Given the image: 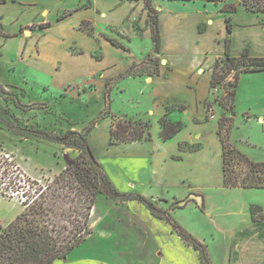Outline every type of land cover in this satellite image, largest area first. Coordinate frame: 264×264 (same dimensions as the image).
<instances>
[{
  "label": "rangeland",
  "instance_id": "374dc122",
  "mask_svg": "<svg viewBox=\"0 0 264 264\" xmlns=\"http://www.w3.org/2000/svg\"><path fill=\"white\" fill-rule=\"evenodd\" d=\"M143 1L144 9L141 16L140 8H138L134 14L128 17L126 10L130 3H127L116 14L110 15L111 18H108L111 22L122 24L120 27L107 26L103 31L95 27L94 37L97 41L86 33L74 29L73 24L79 19V16L73 14L67 21V36H69L66 38L67 46H64V42L54 44L51 40H43L40 42V46L38 43L36 45V50L40 47L42 53L40 57L33 54V57H29V53L35 50L30 39L34 37V31L48 29L42 28L46 24L45 21H41L39 17H31L28 21H22V15L28 11L19 12L10 22L7 20L9 19L7 14L0 17V83L4 88L3 92H0V223H7L11 213L23 206L22 202L25 200L21 193L22 189L20 188L17 193L11 180L17 177L18 184L25 186V190H28L30 185L28 181L31 177L30 173H27L22 167L23 165H20L16 155L33 175L41 174V181L37 178L35 180L45 185L50 183L80 153L77 148L48 140L39 132H48L57 137H64L75 131L81 133L91 126L88 140L94 147V151L92 147L91 149L95 157L100 158V163L103 165L113 157L124 159L127 162L125 175L123 172L117 175L115 168L108 166L110 170L107 174L116 188L122 193L134 195H141L144 191V185L134 186L129 183L130 170L134 169L130 168L132 156H130L129 150L121 147L119 152L112 155L106 149L110 138L108 122L111 117L115 121L118 119L116 114L120 116L136 115L138 112L152 107L154 103L153 97L148 96L152 92L150 90H153L152 86L145 85V80L140 77L133 78L131 75L123 77L124 72L141 59L133 65V72L152 73L159 64L161 74L153 77H168L171 74V67L168 66V57L163 49V44L162 52L156 54L150 34L151 28L144 29V25H142L145 23L144 16L147 12L146 0ZM229 1L238 6L237 11L231 14L238 12L234 19V21H238L240 18L238 15L247 8L244 0H224L218 5L222 6ZM253 2L255 5L258 3L255 0ZM70 3L72 0H67V4ZM152 3L161 17L160 31L165 40V48L174 54L178 49H182L181 51L185 53L175 58V62L181 69L176 81L183 86L186 81L183 73L184 68L196 66L200 59V53L205 48H209L211 52L224 48V42L222 44L219 39L223 38L226 33L225 25H227L228 14L216 13V10L213 9L214 2L207 0H152ZM206 3L208 6H203ZM85 5L89 6L90 4L86 3ZM160 5L166 8L162 13ZM210 16L213 23L208 29L209 34L203 39H199L197 23L200 19L205 20ZM252 16L257 19L256 16ZM252 16H243L242 18H251ZM60 26L65 27L64 25ZM206 27L205 23L199 25V29L202 31H205ZM58 28L60 27L58 26ZM251 30L255 32L253 28ZM238 33L239 30L234 32L237 39L234 41V50L239 53L243 52L241 48L243 43L249 48H254L257 43L261 44V41H257L260 38L251 36L252 33L249 29L241 32L243 40L239 39ZM18 36L29 41L26 50H22L23 40ZM101 36L115 38L128 49L114 46L112 43L101 44ZM82 52L84 54H76ZM73 53L77 56L72 55ZM211 54L215 55L216 53L212 52ZM214 55H210V57ZM102 56H104L102 60L97 59L98 61H96V57ZM58 66H61L60 70L56 68ZM121 72L123 74L120 75ZM234 73L232 71L227 74L222 87L214 89L206 103L204 102L205 108L207 105L210 106L209 110L206 108L204 119L215 120L214 123L208 124L210 128L214 129L220 120L229 124V120L226 121L224 118L231 116L230 112L222 108L215 98H222L227 95L225 91L232 90L229 82L234 81ZM111 74L119 75V77L106 84ZM118 80H121L120 87L115 85L112 88V84ZM60 91V95L57 94ZM107 93H110V97ZM63 94H69L67 100H64ZM73 102L78 104H72ZM176 105V108H179L180 105ZM211 111L214 114H209ZM257 114L264 115V71L245 72L241 75L235 100V117L229 132L230 141L251 160L264 162V122ZM98 118L99 121H97ZM119 118L121 119V117ZM125 118L128 117L122 119ZM98 123L99 126H97ZM74 127H83V129L79 131ZM152 130L156 131L155 126ZM70 140L72 144L79 142L75 135H72ZM60 145H62V149ZM196 147L199 146L195 145L192 149L196 150ZM11 162L19 166L22 174L15 171ZM232 164L234 169L232 176L237 182V187L223 184L221 158L209 163H201V165L180 163L178 170L174 167L175 165L168 167L167 173L172 180L178 179L181 174L188 179L185 183L180 182L176 187L169 186L164 189L163 197L166 199L162 204H158L165 207L172 199L175 200L176 196L181 199V196L176 194L178 191L183 192L185 196L189 195L191 191L195 190L188 187L194 180V183L200 186L201 190L198 192L202 191L207 195L210 210L214 211V215L220 223L227 224L228 217L224 216V212L227 211L252 208L256 218L264 217V188L249 189L239 186L244 179L247 180L249 176H252L250 166L237 159L232 161L229 167ZM134 179L141 180V178ZM151 192L155 193L157 189L153 188ZM99 198L96 203L98 208L94 210L91 217L93 233L86 242L68 255L70 257L68 264H96L97 261H102L105 264H123L120 256L124 257V250L117 242L116 234L115 237H112L111 234L114 235V231L104 232L108 230L104 229L106 226L104 224L102 226L101 220L103 215L107 214L104 217V223L118 226L121 231L124 230L125 224L132 225V220L130 219L131 222H129V217L120 210L124 207L120 205L125 201L105 195H101ZM110 199L113 202H109ZM147 199L158 206L152 199L148 197ZM132 200H137L146 206L138 199ZM129 201L131 200L127 202ZM195 207L198 208L195 205L192 209L195 210ZM192 209L176 210L174 218L181 225L189 227L193 234L197 227L208 226V220L204 215L202 216L200 209H198L199 211L195 210L197 214L192 212ZM233 219L236 218L233 217Z\"/></svg>",
  "mask_w": 264,
  "mask_h": 264
},
{
  "label": "crops",
  "instance_id": "0c3cea01",
  "mask_svg": "<svg viewBox=\"0 0 264 264\" xmlns=\"http://www.w3.org/2000/svg\"><path fill=\"white\" fill-rule=\"evenodd\" d=\"M86 3H89L90 5L87 6L85 5ZM127 3H130V6H128V9L126 10L128 17L134 14L138 8H140L141 16L144 9L143 0H72V3L70 4H67V0H6V2L0 3V17L7 14V18L9 16V19L7 20L10 22V20L17 16L19 12L28 11V14L24 13L25 15H22V21H28L31 17H39L41 21H45L46 24L50 23V26L42 27L48 29L34 31V37L30 39L33 42L32 44L34 45L35 50L32 51L33 53H29V57H33V55L40 57L42 53L40 47L36 50V45L38 43V46H40V42L43 40H51L54 44L64 42V46H67L66 38H69V36H67V21L73 14L79 16V19L73 24L76 31L86 33L80 29L83 20L91 21L94 27L103 31L107 26L120 27L122 25L111 22L108 18H111L112 16L109 17L110 15L116 14L117 11ZM220 3H213V9L216 10V13L221 12V7L223 5H218ZM203 6L207 7L208 4L206 3ZM159 8L161 9V13L163 12V9H166L161 5ZM68 11H73V13L61 18ZM237 13L231 15L233 25L232 31L228 34L229 30L227 25H225L226 33L223 35V38L219 39V42H224V44L222 43L224 48L221 46L222 48H220V51H212L216 53L215 55L211 54L212 52L209 48H205L200 53V59L196 66H187L184 68L183 73L186 81L183 86L179 85V82L176 81L181 69L179 68V64L175 62V58L178 57V55H184L185 53L181 51L182 49H178L175 54L172 53V51L167 50V48H165V40L162 38L163 49L168 57L167 62L169 63L168 66L171 67V74L168 75V77L132 76L133 78L140 77V79H144L146 83L145 85L149 87L152 86L153 88V90H150L152 92L148 95L149 97H153L152 99L154 103L152 107L140 111L136 115L129 114V116L137 119L151 118L153 121V127L155 126L156 129L155 132L152 130V139H144L133 143L112 144L111 138H109V143L107 144L106 149L107 152L109 150V153H112V155L119 152V148L121 147L129 150V154L132 156V159L130 160V168H134L133 171L130 170L131 174L129 183H132L134 186L138 184L144 185V191L141 195L152 199L157 203L159 208L168 211L172 221L203 243L207 247L212 264H264V220L255 221L253 219L252 208L224 212V216L228 217L227 224L220 223L215 217L214 211L210 210V203L207 199V195L202 191L198 192V190L201 189H199L200 186L197 183H194V180L188 185L189 188L195 189L194 191H191L189 195L185 196L183 192L178 191L176 194L181 196V199H178L180 197L176 196L175 200L172 199V201H170L165 207L158 204H162L164 199H166L163 197L164 189L169 186L176 187L178 186L177 184L180 182L185 183L188 179L181 174L178 179L172 180L167 173L168 167L175 165L174 167L178 170L180 169V163L201 165V163H209L212 160L214 161L217 158H221V169L223 173V148L219 134V124L217 123V126L214 125L215 128L213 129L210 128L208 124L211 122L214 123L215 120L204 119L206 117L204 102L210 95L212 67L217 59L224 56L225 41L228 37H231L233 41L232 54L234 56L241 54L239 51L234 50V41L237 40L234 32H237V30H239V39H242L241 32L249 29L252 33V35H250L255 36L257 39L260 38V40L257 41H261V44L257 43L254 48L246 47L243 43L241 46L242 51L245 48H249L252 55L264 56V11H252L246 8V10L241 11L238 15L240 17L238 21H234ZM250 15L256 16L257 19L253 16L251 18H242L243 16ZM42 16L43 18H41ZM159 20L161 22V17H159ZM144 21L145 23L142 24L144 25V29H150L147 12L144 16ZM201 23L207 25L205 31L199 29ZM212 23L213 19L211 16L209 18L206 17L205 20H199L197 23V35L199 39H203L209 34L208 29L211 28L210 25ZM60 25H64L65 27ZM58 26L60 28H58ZM252 28L255 32L251 30ZM86 34L89 35L88 33ZM150 34L152 36V32ZM3 35L7 36L6 34ZM94 36L91 37L96 40ZM18 37L23 40L22 50H26L29 41L20 36ZM101 38V44H111V41L107 38L103 36H101ZM181 43L184 44L182 41ZM180 48L182 47L180 46ZM76 54H84V52ZM76 54L73 53L72 55ZM210 55L214 56L210 57ZM103 58L104 56L100 58L96 57V61L102 60ZM140 60L141 59L134 64L138 63ZM56 68L60 70L61 66ZM121 74H123V72H121L120 75ZM118 77L119 75L111 74L106 84L109 83L110 80H116ZM206 78L207 81H205ZM121 80L115 81L112 84V88H114L115 85L120 87ZM85 89L87 90L88 88L86 87ZM68 95L64 96V100H67ZM72 104L78 103L73 102ZM176 104L184 105L185 108L182 110L176 108ZM167 112L169 113L168 117L171 121L183 123V128L170 139H164L160 135V119ZM116 115L117 117L122 118L128 114L124 116ZM257 116H259L260 120L264 122V115L257 114ZM112 124L113 117H111L110 122H108L109 134ZM97 126H99V123ZM74 128L79 131L83 129V127ZM195 145L199 146L196 147V150L192 149ZM61 146L62 145H60V148ZM92 149L94 151V147H92ZM16 157L21 163L20 165H23L22 167L27 173H30L29 175L33 179L37 178L41 181V174L33 175V173L24 167V164L19 160L17 155ZM97 160L100 162L99 157ZM107 162H109V165H107ZM107 162H105V164L103 163L106 172L110 170V167L108 166H112V168H115L117 175H120L122 172L125 175L127 162L124 159L122 160L113 157ZM139 176L141 180L134 179H140ZM221 178L224 184L223 174ZM153 188H156L157 192H151ZM109 202H113V200L110 199ZM195 205L198 207H195V210L199 211L198 209H200L202 216L204 215L208 220V226L197 227L198 229H195L196 232L194 231L195 233L192 234L189 227H185L176 221L174 214L176 210H189ZM120 206H124L120 210L124 215L129 217V222H131L130 219L132 220V225L125 224L123 231L119 230L118 226L112 224L106 225L104 223V217H106L107 214L103 215L101 224L102 226L104 224L106 227L103 228L108 230L104 232L114 231V235L111 234L112 237H115L116 234L117 242L124 250V257L120 256L123 264H203L200 251L187 243L180 234L173 229L172 224L165 217L155 215L147 206L141 204L137 200H131L129 202L125 201L124 204H121ZM97 208L96 205L94 210ZM23 210L24 207L21 206L16 212L11 213V217L7 223L1 222L0 224L4 227L7 226ZM195 210L192 209L191 211L195 213L197 212ZM233 217L236 219H233ZM65 259L66 258L57 260L53 264H68L67 262L70 260V257L67 256V260ZM96 264L105 263L97 261Z\"/></svg>",
  "mask_w": 264,
  "mask_h": 264
},
{
  "label": "trees",
  "instance_id": "16d2710c",
  "mask_svg": "<svg viewBox=\"0 0 264 264\" xmlns=\"http://www.w3.org/2000/svg\"><path fill=\"white\" fill-rule=\"evenodd\" d=\"M207 1L224 2V0ZM255 1L258 2L257 5L254 4L253 0H244V4L249 10L264 11V0ZM3 2H6V0H0V3ZM145 6L152 32L154 51L156 54H160L163 39L160 31L159 13L156 11L152 0H146ZM237 9L238 6L234 2H226L221 7V12L228 14L226 20L229 31H232L233 26L231 14L236 12ZM72 13L73 11H68L61 18ZM48 26H50V23L42 27ZM80 29L91 36L96 33L94 25L89 20H83ZM105 37L114 46L128 49L117 39L109 36ZM127 39H129V36H127ZM232 42L231 37L226 39L224 56L214 63L210 81L211 94L214 89L222 87L227 74L232 71L235 72L234 81L229 82L232 90L225 91L227 95L222 96V98H215V101L231 114V116L224 118L226 121L229 120V124H225L222 120L219 121V134L223 148L224 184L237 187V182L232 176L234 172L233 164L229 167L231 162L237 159L249 165L252 173V176H249L247 180L244 179L239 186L249 189L264 188V162L251 160L230 141L229 136L235 117V100L241 75L245 72L264 71V56L252 55L249 48H245L241 55L234 56L232 54ZM150 59L152 60L153 57L151 56ZM133 67L128 68L122 76L153 77L161 74L159 64L152 73L133 72ZM3 89V85L0 83V92H3ZM58 93L60 95L61 91ZM107 95L110 97V93H107ZM64 96L63 94L62 97ZM207 100L208 98L205 103ZM184 108V105L179 106L181 110ZM206 108L209 110L210 106L207 105ZM209 114L212 115L214 112L211 111ZM168 115L167 112L160 119V135L164 139L172 138L183 128L182 122H173ZM124 117L128 118L122 119V117L120 119L117 117V120H113L110 130L112 144L133 143L144 139H152L153 121L151 118L137 119L129 115ZM99 120L98 118L97 121ZM90 131L91 126L81 133L75 131L64 137H57L48 132H39L48 140L77 148L80 153L50 183L45 185L29 177L30 185L28 190H25V186L18 184L17 177L11 180L17 193H19L20 188L22 189L21 193L25 198L22 202L24 210L7 226L4 227L0 224V264H53L57 260L66 258L92 235L91 217L101 195L123 201L138 199L144 202L155 215L165 217L172 224L173 229L187 243L200 251L203 264H212L207 247L172 221L168 211L159 208L143 195L122 193L116 188L91 149L88 140ZM72 135L78 137L79 144H72L70 140ZM10 164L16 172L22 174L16 163L11 162ZM253 219L262 221L264 217L256 218L253 214Z\"/></svg>",
  "mask_w": 264,
  "mask_h": 264
},
{
  "label": "water",
  "instance_id": "95a60500",
  "mask_svg": "<svg viewBox=\"0 0 264 264\" xmlns=\"http://www.w3.org/2000/svg\"><path fill=\"white\" fill-rule=\"evenodd\" d=\"M91 154V153H90ZM91 156L93 157V155L91 154Z\"/></svg>",
  "mask_w": 264,
  "mask_h": 264
}]
</instances>
